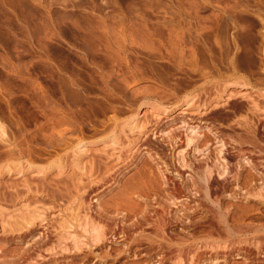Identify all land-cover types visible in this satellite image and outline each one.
<instances>
[{"label":"rangeland","instance_id":"1","mask_svg":"<svg viewBox=\"0 0 264 264\" xmlns=\"http://www.w3.org/2000/svg\"><path fill=\"white\" fill-rule=\"evenodd\" d=\"M243 39H250L255 50L263 45L264 0H0V166L18 162L20 156L19 161L25 166L35 165L25 176L7 171L0 177H66L57 168L47 173L42 168L54 162L64 163L65 160H55L73 142L75 153L83 155V166L96 159L107 165V155L114 151L113 142L107 139L116 132L111 129L115 117L127 121L155 112L153 116L159 123L148 127L133 153L116 168L123 165L125 169L128 160L134 157L154 156L158 177L153 178L157 188L151 190L150 202L144 204L159 211L165 205V217L169 209H182L181 204L186 205L189 222L187 219L186 223L180 222L185 224V230H190L188 234L180 233V237L189 241H184L189 243L184 250L186 264L198 248L201 249L193 264H202L199 258L206 259V264H213L211 259L223 260L218 264H264V199H261L264 138H255L252 133L239 135L235 124L241 120L239 115L230 121H218L215 117L216 112L230 110L229 104L234 99L231 95L238 94L235 98L247 93L264 95V87L258 85V75L246 78L243 83L238 75L226 69L238 53L234 43L239 45ZM223 87L225 93L218 92ZM156 95L167 100H157ZM218 95H222L219 100ZM175 99L182 107L162 115L163 107L169 104L175 107L172 102ZM196 100L197 106L187 109ZM161 102L160 109L151 111V104ZM107 103L116 106L117 115L107 112ZM188 126L201 127V130L194 129L209 137H214L216 132L219 138H214L207 147L199 146L194 154L186 142L192 129ZM171 130H178L173 145L168 139ZM219 140L226 144L224 159L229 172L220 182L223 189L219 192L215 191L214 172L209 183L210 196L205 198L197 177H202L205 166L213 168L214 161L218 160L222 145ZM164 147L166 151L162 150ZM11 148L17 149L14 160L7 156ZM29 150H35L33 158L28 156ZM181 152L187 155L193 170L180 165L177 157ZM241 158H249L254 168L248 166L239 173ZM137 172L131 171L127 177ZM98 177L96 182L102 176ZM187 177H195L194 182L198 184L188 183ZM106 179L85 198L90 214L98 212L96 200L107 202L120 190L113 178ZM158 180L166 185L162 183L161 195ZM164 191L171 194L172 204L165 203ZM183 199L187 201L180 203ZM74 205L69 212L72 209L78 212L79 206ZM217 208L225 218L222 222L215 221ZM56 214L59 212L52 213ZM136 214L129 216L126 229L117 217L115 223L107 222L106 239L99 243L87 241L83 228L77 227L75 234L81 236L79 245H84L83 250L57 256L48 250L53 238L49 230L40 229L36 243L28 238L23 245L5 246L7 239L0 226V264H151L154 260L172 264L177 249L165 241L169 238L181 242L172 228L183 227L179 223L172 227L174 223L168 221L165 240H157L153 246L146 241L141 243L133 240L132 234L143 228L148 234L152 229L147 223L140 227L137 223L140 214ZM78 215L81 218L84 213ZM109 215L116 216V212L111 211ZM80 223L82 220L77 224ZM215 225L223 230L215 231ZM230 228L236 233L234 239L225 233ZM217 232L225 234L221 238L228 241L218 253H212L204 249V239L211 233L212 237H220ZM47 235L48 241L43 240ZM21 249L31 252L25 255L27 260L16 261L19 260L17 253L6 254L10 250L22 253ZM88 254L89 259L83 261ZM158 256L162 258L157 259Z\"/></svg>","mask_w":264,"mask_h":264},{"label":"bare ground","instance_id":"2","mask_svg":"<svg viewBox=\"0 0 264 264\" xmlns=\"http://www.w3.org/2000/svg\"><path fill=\"white\" fill-rule=\"evenodd\" d=\"M262 43H263V45L260 46L259 48L257 47L256 50H255V48H253L254 44L252 43V41L250 39H246V40L243 39L242 43L239 45L234 43L239 55L236 52L237 56L232 61H230V63L228 64L229 66H227L228 68L226 67L227 71L232 72L233 75H238L240 77V79H242L243 83L245 80L249 79L251 76L253 77V75H258V78H257L258 85H259V87L260 86L264 87V40L262 41ZM255 70H256V72H254ZM241 71L244 72L245 74L240 76L239 73ZM240 82H241V80H240ZM225 91H226V89L223 87V89H220L218 92H221V93L224 92L225 93ZM237 95L238 94L231 95V97H234V99H232V101L230 102L229 107L227 106L228 108H230V110H227V108H226L225 110L223 109L220 112H216V114H215L216 119L218 121H230V120L235 119L234 117L239 115L241 117L240 118L241 120L238 122L235 121V122H237L235 124H237V127L239 129V133H240L239 135L242 136V135H248V134L252 133L253 137H255V138H264V135H262L263 134L262 131L264 130V95L263 94L262 95L261 94L255 95L253 93H250V94L247 93L246 95H241V96H238L237 98H235ZM158 96H160V95H158ZM221 96L222 95H218V100L220 99ZM155 97L157 100L160 99L161 101L165 99V97L163 98L162 96L157 97V95H156ZM165 100H167V99H165ZM175 101H172L175 104V107L171 106L173 104H169L170 106H166V108L163 107V109L161 108L163 110L162 115H169L172 112V110H175L176 108L182 107L179 104L178 99H175ZM196 103H197V100L195 101V103H192L191 106L189 105V107L187 109L195 108L197 106ZM160 104H162V102L159 104H156V103L151 104V108H152L151 111H153V110L157 111L158 109H160ZM122 110L124 111V109H122ZM112 111L116 112V115H117L116 106L114 107V106H112V104L110 105L107 103V112H112ZM123 111H120L121 115L123 114ZM154 113H152V112H151V114H150V112L145 113V115L142 116V119H140L141 117L140 118H134V119L132 117L130 120H128L129 119L128 118L127 121H121V120H118L117 117H115V120H113L114 122H112L113 126L111 127V129L114 130V132L115 131L116 132H115V134L113 132L114 135L112 134L113 136H111L107 139L108 141L113 142L112 144H113V150L114 151H113V153L107 155V165H105V163L103 161H101V159H100V161L96 159V160H92L90 162H87L83 166L82 165V162H83L82 156L83 155L82 154H76L77 151H74L75 145L73 144L74 143L73 142L72 144H69L67 151L64 153V155L58 156L55 160V161H58V159H62V160H65L64 163H63V161H62V164H60V163L58 164L57 162H54L53 164L42 168V169L46 170L43 173H47L48 171H51V170L53 171L54 168H57V169H59L61 175H64V176L66 175V177H48V176L47 177H14V178L9 177L7 179H5V177H0V179H1L0 180V226L3 228L4 238L7 239L5 241V246L10 245V244L23 245L25 243L26 239H28V238L33 239V242L36 243L40 238V237H38V240H37L36 235L38 234L40 229H44L45 231L49 230V232L51 233V235L53 237L52 242H51V247H50V249H48V250H50L49 252L51 253V255L57 256L63 252L65 254L77 252L78 250L80 251V250H83V248H84L83 247L84 245H79V242L81 241V240L79 241V238L81 236H78L75 234V232H77V227L80 226V229L83 228V230H81V231L85 232V234H86L85 238L87 241H89V242L94 241L93 243H99V242L105 241V239H106V230H107L106 225L108 227V224L110 223L109 221H112V223H115L113 221L117 217L123 223V226L126 229V225H127V221L129 220V216H131L132 214H135V213L140 214V216L137 219V223L139 224V226H140V224L142 225L143 223H147L148 227L150 229L154 230V232L152 231V233H155L154 237H152L151 235H146L144 233V231H143L144 228H143V230H140L141 232H138V233L136 232L135 234L133 233V230H132V233H133L132 237H133V240H135V241H138L141 243L146 241V242L151 243V240H154V241H152V244L154 245L153 242H155L156 239L159 237H162L161 240H165L167 237L165 235V230H167L165 226H167L166 224L168 221H171L174 223V225L172 224V227H175V225L179 223V225H181L183 227V229L185 230V228H184L185 224H180V222L186 223L187 222L186 219L188 220L190 218V217L186 216V212H185L186 211V205L185 204H181L180 207H182V209H179L178 207H176V209L172 210V211L169 209L168 210L169 212L167 213L168 217L167 216L165 217V213H166L165 208H164V207H166L165 205L163 207L162 206L163 204H162L161 208H159V209H161V211H159L154 206L152 207V205H151V207H149L148 204L147 205L144 204V202L145 203L150 202L149 198L151 196L149 197V194H150L151 190H153L154 187H156V185H155L156 181L155 180L157 179L158 176L156 174V169H155L156 167L153 163L155 161L154 156H153V158L151 156H149L150 157L149 159L144 158V156H141L140 158L134 157V159H131L130 161L128 160V163H127L128 167H127V165H125L126 166L125 169L123 168V165H122V167L116 168L121 163L125 162L128 159V157L133 153V149L142 141L143 137L145 136V133L148 130V127H151L154 124V122H157L158 119H155V117L153 116ZM156 115H157L156 117H158V116L161 117L159 114H156ZM157 123H159V122H157ZM184 124H185V122H184ZM186 126L187 125L185 124L184 128ZM188 127L192 128V129L189 132V135L187 136L186 142H187V146L189 148L191 147L194 154L198 152L199 146H204V147L206 146L207 147L210 143L212 144L214 142V138L215 139L217 137L219 138V136L216 132L213 134L214 137H211V136L209 137L207 135L198 134V132H197L198 130L196 131L195 129L201 130V127H199V128L198 127H190V126H188ZM238 129H236V130L238 131ZM170 132H172V133L168 134ZM170 132L167 133L168 139L170 142L172 141L171 143L173 145V143H176V141H177L176 140L177 138H175L174 135H175V132H178V130L177 131L171 130ZM256 141H257V139H256ZM218 142L222 143L220 150H219L218 160L214 161V166H213V168L211 167L212 169L205 166V168H204L205 170L202 169L203 172H201V173H203L201 175L202 177H197V179L201 183L200 184L201 187L204 188L203 193L205 195V198L206 197L209 198V196H210L209 183L211 182L210 180H211L212 175L216 173L217 177H216V182H215L216 183L215 191L219 192L221 189H223V187L220 186L221 185L220 182L224 179L223 177L227 176V174L229 172L227 162L224 159V151L226 150V144L223 142V140H219ZM151 145H154V144H151ZM158 146H160V145H158ZM161 146H162V144H161ZM167 146H169V145L167 144ZM172 147L174 148V146H172ZM16 150L17 149H15V148H11L10 150H8L7 156L10 158V160H11V158H13V160H14L15 156L18 154L16 152ZM162 150L166 151V148L164 147V148H162ZM33 151H35V150H33ZM32 152L29 150V152L27 153L29 157L34 154ZM160 154H161V152H160ZM160 154H159V157L162 155V154L161 155ZM185 155L186 154H184L183 152H181L178 155L177 158L179 160L180 165L185 169L193 170L192 164L188 162V160H187L188 157L186 158L187 155L186 156ZM173 157L175 158V156H173ZM20 159H22L21 156H20ZM20 159H18V162H13V163H10L9 165L4 164L3 166H0V176H3L7 171L8 172H17V173L23 174V176H25L30 169L35 168V165H32V164L31 165L29 164L28 165L29 167L25 166V164L23 163L22 160H21L22 162L19 161ZM115 160H117L116 163L111 164ZM221 163H224L223 166H221ZM155 164H157V163H155ZM165 165H167V164H165ZM202 165H204V164H202ZM248 166H250V167L252 166L254 168V165H252V161L249 158H241V161H238V172L239 171L242 172L243 170L247 169ZM157 169H158V167H157ZM137 170H138L137 173H134L133 175H129V177H127V175L131 171L135 172ZM158 171L159 170H157V173H158ZM46 175H48V174H46ZM160 175H161V172H160ZM98 176H102L100 182H96V179L99 178ZM153 177H156V179H154ZM106 178H108V179L113 178V180L112 179L111 180L114 181V183L116 184L117 187L120 188V190L117 192L116 195H114V197L112 199H109V200L107 199V202L100 203V200H96L95 201L96 204H99V207L97 208L98 212H96V213L94 212V214L92 212V214H90V212H91L90 207L85 206V205H88L87 202H85L86 201L85 198L89 195V193H91L90 191L94 187L100 185V183H102V181H104ZM234 178H236V177H234ZM162 179H163V176H162ZM189 181L194 182L195 177H187V182L189 183ZM157 182H159L158 184H159V188H160L158 190L159 191L158 193L161 195L163 192V191H161V185L163 182H161L159 180ZM165 183H166V180H165ZM195 184H198V183H195ZM163 185H164V183H163ZM164 186H166V185H164ZM262 191H264V190H262ZM155 192H157V190H155ZM164 194H165V200H164L165 203H168V204L171 203V202H169L170 201L169 196H171V194L170 193L167 194V193H165V191H164ZM144 198L147 200L145 201ZM163 198H161V199H163ZM261 199H264V195H263V198L261 197ZM173 200H174V198H173ZM161 201H163V200H161ZM186 201H187V199H183L180 201V203H183ZM74 204L76 206H79L77 213L76 212L74 213L72 211L73 209L70 210L71 212H69V209H71ZM75 205H74V207L76 208ZM104 206H107V209ZM79 209L80 210L82 209V210L79 211ZM111 211H115L116 216H110L109 212H111ZM187 211H188V213L193 212V211H189V210H187ZM57 212H59L58 215L57 214L52 215V213H57ZM79 212L84 213V215L81 218L78 215ZM216 216H217L216 217L217 220H215V221H217V222H222V220L225 219V218L223 219V216H221V209L220 208L218 209ZM117 218H116V220H117ZM80 220H82V223L77 224V223H79ZM1 222L2 223L5 222L6 224H1ZM72 222H73V224L75 223L74 224L75 226L72 225ZM107 222H108V224H106ZM188 222H189V220H188ZM190 222H192V221H190ZM133 223H134V221H133ZM223 223H225V222H223ZM147 224H145V225H147ZM226 224H227V222H226ZM130 225H132V224L130 223ZM135 225H136V223H135ZM169 225H171V224H169ZM128 226H129V224H128ZM136 226H138V225H136ZM143 226H144V224H143ZM130 227H132V226H130ZM140 227H142V226H140ZM214 227H215L214 228L215 231L220 230V229H218L217 225H215ZM138 229H142V228H138ZM127 230H129V229H127ZM174 230H176V229H174ZM222 230H220V231H222ZM181 231L184 232L183 230H181ZM220 231H218V232H220ZM130 232H131V230L129 231V233ZM218 232H217V234H220ZM174 233H175V231H174ZM176 233H178V232H176ZM212 233H211V235H212ZM225 233L228 234L227 236L229 237V239H234V237L236 235L235 231L231 228L227 229ZM137 234H138V236H136ZM221 234H223V233H221ZM175 235H177V234H175ZM179 235H180V233H179ZM211 235L208 236L209 238H206L204 240V246L203 247H204V249L210 250L212 253L213 252L218 253L217 250H219L221 248L223 249L225 247L224 245L226 244V241H228V239H227L228 237H226L227 240H223L222 238H224V237L222 235L220 237L219 236L217 237L215 235V237H217V238L212 237ZM223 235H225V234H223ZM46 237H48V235L45 236V239H43V240L46 241L47 240ZM178 237H177V239H178ZM188 237H189V235H188ZM123 239H124V236H123ZM83 240H85V239H83ZM169 240H171V239H169ZM179 240H182V241L181 242L175 241L173 244L171 243L172 246L174 245V248L177 249L176 253H173L174 260H172V264H186V262H185L186 259L184 258V250H185V244L188 245L189 243L188 244L184 243V241H186V242L188 241L185 237H179ZM196 240H197V238H196ZM200 240H202V239H200ZM196 242H198V241H196ZM168 243H170V242H168ZM81 244H82V242H81ZM36 247L38 248L37 245H36ZM90 248L91 247H89V249ZM200 249L198 248L197 252L193 253V255H191V254H190L191 256L189 255L190 261L187 264H193L194 263L195 258H196V254L198 253V251ZM204 249H203V251H204ZM22 250L23 249H21V251ZM29 251H31V250H29ZM16 253H17V255H19V258H17L19 260H16V261H20L21 259H26L27 257L25 258V255H28V254L31 255V252L28 253V251H25V250H23L22 253L21 252L20 253L15 252L14 250H10V251L6 252V254H11V255H14ZM188 254H189V250H188ZM188 254H187V256H188ZM214 256H216V258L218 257L217 255H214ZM169 257H171V256H169ZM199 259L198 260L201 261L202 264L207 263L206 259H204V260H201V258H199ZM210 261H212L213 264H218L219 262H222L223 260H220V259L212 260L211 259ZM16 263H18V262H16ZM9 264H11V263L9 262ZM12 264H15V263L12 262Z\"/></svg>","mask_w":264,"mask_h":264},{"label":"flooded vegetation","instance_id":"3","mask_svg":"<svg viewBox=\"0 0 264 264\" xmlns=\"http://www.w3.org/2000/svg\"><path fill=\"white\" fill-rule=\"evenodd\" d=\"M206 123H207V122H206ZM207 124H208V123H207ZM203 226H204V225H203ZM203 226H202V227H203ZM200 228H201V226H200ZM172 229H173V228H172ZM180 229H181V228L176 229V230L173 229V231H175L174 235L177 234V235H175L176 237H178V236L180 237L179 233L182 232L181 230H183L186 234H188V232L190 231V230H187V231H186V230H184V229H181V230H180ZM152 231L154 232L153 229H152ZM204 231H207V230H204ZM139 232H141V231H139ZM176 232H178V233H176ZM145 234H146V233H145ZM154 234H155V233H152V232H151V233H148V234H146V235H151L152 237H154ZM165 235H166V232H165ZM136 236H138V234H137ZM179 237H178V239H179ZM166 238H167V237H166ZM157 239L159 240L160 238H157ZM157 239H156V241H157ZM160 240H161V239H160ZM166 240H167V241H165V242H167V243L170 242V244H171V243L173 244V243L175 242V241L173 242V240H169V238L166 239ZM204 240H205V239H204ZM152 241H154V240H151V243L149 242L150 245H153V244H152ZM156 241H155V242H156ZM155 242H153V243H155ZM149 247H150V246H149ZM149 247H147V248H149ZM147 248H146V249H147ZM154 253H155V252H154ZM73 256L75 257V256H77V255L75 254V255H73ZM160 258H162V257H159V256L157 257V259H160ZM88 259H89V254L86 255L85 257H83V261H85V262H86ZM165 263H166V262L159 263L157 260H154L153 263H151V264H165Z\"/></svg>","mask_w":264,"mask_h":264}]
</instances>
